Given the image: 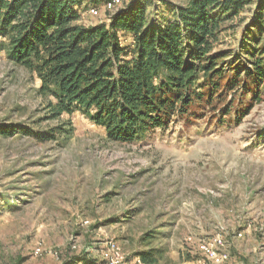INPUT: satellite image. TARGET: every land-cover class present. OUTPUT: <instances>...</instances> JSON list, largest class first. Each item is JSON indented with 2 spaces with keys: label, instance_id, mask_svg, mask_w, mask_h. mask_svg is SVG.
Masks as SVG:
<instances>
[{
  "label": "rangeland",
  "instance_id": "1",
  "mask_svg": "<svg viewBox=\"0 0 264 264\" xmlns=\"http://www.w3.org/2000/svg\"><path fill=\"white\" fill-rule=\"evenodd\" d=\"M152 1L150 12L167 14ZM259 1L225 23L215 52L237 50ZM88 2L79 23L107 18L101 6L100 16L87 14ZM40 85L0 49V128L47 132L68 120L73 128L44 142L0 134V264H65L85 254L104 261L112 240L130 264L150 249L159 251L156 264H264V86L242 112L192 105L190 116L117 143L80 112L52 119ZM214 238L218 260L200 245ZM36 246L47 251L35 255Z\"/></svg>",
  "mask_w": 264,
  "mask_h": 264
},
{
  "label": "trees",
  "instance_id": "2",
  "mask_svg": "<svg viewBox=\"0 0 264 264\" xmlns=\"http://www.w3.org/2000/svg\"><path fill=\"white\" fill-rule=\"evenodd\" d=\"M83 0H0V49L39 79L52 119L80 112L102 127L106 140L126 143L172 118L191 115L192 105L224 115L261 99L264 86V0L236 51L215 52L226 22L254 0H161L166 13L149 11L152 0H132L97 23H79ZM132 38L122 44L121 33ZM234 99L227 102V94ZM238 103H235L236 100ZM248 107V106H247ZM47 132L0 128L2 135L27 133L41 142L73 134L71 122ZM159 251L138 253L156 264ZM65 264H106L87 254Z\"/></svg>",
  "mask_w": 264,
  "mask_h": 264
},
{
  "label": "built area",
  "instance_id": "3",
  "mask_svg": "<svg viewBox=\"0 0 264 264\" xmlns=\"http://www.w3.org/2000/svg\"><path fill=\"white\" fill-rule=\"evenodd\" d=\"M88 2L86 7V13L92 16H100V6L104 12H107V18L121 12L123 9L127 7L128 0H97V4L91 2L92 0H86ZM220 243V238H214L212 243H201V249L205 253V255L210 259H217L218 260V253L217 247L215 245ZM35 255H43L45 251L41 246H36L34 248ZM51 252V251H50ZM103 258L106 261V264H130L128 263L126 257L124 256L123 252L121 251L120 247L116 245L114 240L108 242V248L103 253ZM135 264H144L139 258L136 259Z\"/></svg>",
  "mask_w": 264,
  "mask_h": 264
}]
</instances>
